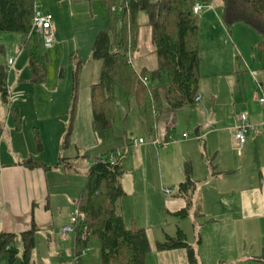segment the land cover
I'll return each mask as SVG.
<instances>
[{
    "label": "crops",
    "instance_id": "0c3cea01",
    "mask_svg": "<svg viewBox=\"0 0 264 264\" xmlns=\"http://www.w3.org/2000/svg\"><path fill=\"white\" fill-rule=\"evenodd\" d=\"M65 1L68 0H39L42 12L53 17L54 42L51 48L45 49L50 53L55 45L63 46L64 43L61 6ZM69 1L76 3L80 0ZM99 1L103 18L105 8ZM216 1L204 2V8L208 11L219 7L222 13V6ZM88 2L92 4L91 0ZM210 13L215 15L210 11L203 15V19H211L213 15ZM105 23L103 19L96 29L91 28L90 41L105 30ZM21 51L19 49L15 62ZM130 56L132 65L133 56ZM258 62L260 76H255V70L248 77L241 75L244 92L238 89V92L231 93L232 102L243 105V111L235 110L236 116L234 113L227 118L224 106L214 105L216 96L212 95L209 102L204 101L198 88L200 101L194 100V106L184 107L176 113L162 101L161 112L150 133L143 109L136 104V111H132L127 106L123 111V121L126 124L131 113L135 112L140 133L147 135L139 136L137 140L143 139L144 142L138 144L136 139L126 137L124 131L123 145L102 149L96 155L92 152L101 149L108 137L110 140L115 134H107L111 128L100 136L92 130L89 86L88 134L73 132L72 142L70 144L69 139L65 149L61 147L64 137H56L51 154H45L47 143L40 131L42 149L29 158L46 168H29L23 164L27 160L23 157L25 155L13 146L11 130L15 124L2 114L0 233L16 235L13 244L19 250L16 262L20 264L19 236L35 227L36 242L30 264H72L76 253L75 235L62 241L58 232L69 223L91 162L104 154L119 151L122 156L119 162L123 170L120 180L123 196L118 201V212L127 228H144L150 246L145 264H188L185 249H156V243L163 242L167 236L174 237L178 230L193 248L198 264H264V129L257 127L255 131H248L239 150L234 138V128L239 124L238 114L246 113L251 125L264 123V104L258 101L264 96V72L260 58ZM255 63L253 60L254 66ZM161 76L153 79L157 82L154 85L145 86L161 88L160 85L165 84L161 82ZM64 104L65 99L58 106L63 108ZM206 104L212 111L208 125L203 124L201 116L203 109L207 112ZM92 141L97 143L92 144ZM154 141L161 144H154ZM70 148L74 152L70 153ZM60 158L65 162L60 163ZM65 164L69 167L66 168ZM186 166L194 187L189 193L191 205L187 214L181 217L178 213L186 208L187 200L178 195V186L186 179ZM4 256L6 254L0 257V262ZM77 264H102L100 242L96 237L87 241Z\"/></svg>",
    "mask_w": 264,
    "mask_h": 264
},
{
    "label": "trees",
    "instance_id": "16d2710c",
    "mask_svg": "<svg viewBox=\"0 0 264 264\" xmlns=\"http://www.w3.org/2000/svg\"><path fill=\"white\" fill-rule=\"evenodd\" d=\"M109 17L108 28L100 31L94 41L92 59L101 61L98 82L90 87L92 108V130L97 136L111 128L115 118L117 98L136 101L144 111L148 132L151 133L162 101L170 111L176 113L184 107L194 106L200 81L199 17L193 13V7L202 0H101ZM214 0H204L211 3ZM222 6V20L227 25L243 23L259 37L257 45L261 69L264 72V0H219ZM35 0H0V32L17 33L23 36L22 48L27 54L29 81L32 85H41L46 79V55L40 50L32 32L33 7ZM204 4V3H203ZM147 15L150 28V40L157 58V68L151 72L146 69L138 73L128 56L138 45L137 14ZM120 24V39L117 38L116 25ZM112 38V39H111ZM0 98L7 102V59L4 46L0 45ZM166 75L162 92L157 88L146 87L142 77L159 78ZM77 105V72L73 76L71 101L69 104L70 122L64 135L62 149L69 143ZM16 130L21 126L20 118L13 111ZM4 132V122L0 110V139ZM38 149H42L40 139L35 138ZM112 153V152H111ZM104 154L91 162L86 181L76 201L78 222L74 235L76 253L85 249L87 241L96 237L100 242L102 264H145L150 251L144 228H127L118 212V201L123 196L120 180L123 170L120 159L116 164L108 162ZM65 162L60 158V163ZM29 168L44 167V164L31 158L23 162ZM68 168L69 164H65ZM185 181L178 186V195L187 200L186 208L178 215L184 217L191 205L189 193L194 187L190 180V171L185 167ZM89 231L86 240H82L84 229ZM36 228L19 236L21 243L20 264H30V256L35 247ZM15 234L0 233V257H8L13 264L19 250L13 246ZM185 249L188 264H198L193 248L187 243L185 235L178 230L174 237L167 236L156 243L158 251Z\"/></svg>",
    "mask_w": 264,
    "mask_h": 264
},
{
    "label": "rangeland",
    "instance_id": "374dc122",
    "mask_svg": "<svg viewBox=\"0 0 264 264\" xmlns=\"http://www.w3.org/2000/svg\"><path fill=\"white\" fill-rule=\"evenodd\" d=\"M91 2L90 5L88 0H80L76 3H71L68 0L62 4L61 14L64 19L62 32L65 35L63 36V46L55 45L53 52L50 53V51L45 50L42 38L39 36L37 39L40 50L47 58L46 79L41 85H32L29 81L27 54L22 48L23 36L17 33L0 32V45L4 46L7 60L16 58L19 49L22 50L20 56L16 59L17 63L15 62L10 69L11 71L8 72L7 86L9 94L7 102H3L0 98V110L3 117H9V122H13V124V111L16 110L21 126L16 130L14 125L11 130V133L14 134L13 146L14 149L25 155L23 156L25 159H28L29 155L37 154L40 151L35 141L36 137L40 139V131L43 140L47 143L45 154H51L50 150L54 149L56 137L63 138L66 134L70 122L68 108L75 72H77V105L70 144L73 132L76 134L81 132V135L83 133L88 134V89L92 83L98 81L101 71V62L92 59L91 56L95 40L94 36L93 41H90L91 28L96 29L102 24L103 19L106 21L104 28L107 29L109 25V17L106 11L103 18L100 16V12L103 15L101 2L99 0H91ZM216 2L220 3L219 0ZM202 3H204V0H202ZM207 9L204 8L199 14L200 93L203 100L207 102H209L212 95L216 96L217 103L215 102L214 105L219 108L224 106L223 110H225L227 118H230L234 113L236 116L235 110L237 112L243 111V105L239 102L233 103L230 99L233 91L238 92V89H240L244 92L241 75L248 77V74L255 70L257 71L255 76H260L259 67L257 66L259 63L257 45L260 37L243 23L225 24L219 7L216 10L211 8L207 11ZM210 11L215 15L210 13L213 15L212 18L204 20L203 15ZM215 11H217V15ZM147 21V15L144 12L137 14L138 45L132 53V66L138 73L142 69L151 72L157 68V58L151 44L150 28ZM115 29L117 38L120 39V24H117ZM253 60L256 62V66H254ZM161 75L163 76V78L161 76V82L166 83V75ZM146 78L148 86L157 83L149 76ZM246 84L248 85V80H246ZM160 87L162 86L160 85ZM158 91L161 93L162 89L159 88ZM64 99L65 104L61 108L58 105H61ZM128 101L117 98L115 119L111 131L107 133L109 135L113 132L115 137H111L110 140L108 137L103 147L93 151L92 155H96V153L102 152V149H108V147L123 145L125 142L124 131L126 137L131 140H137L139 136L147 137L143 132L140 133L138 129L139 124L135 112H132L128 122L124 123L123 111L125 108L127 106L131 107L132 111L137 109L133 98ZM205 109L208 114L204 109L202 110L203 124H207L212 117L210 105L206 104ZM196 118L198 117L196 116ZM86 143H90V141L86 140ZM96 143V141H92V144ZM69 150L70 153L74 152L72 148ZM18 262L15 261L13 264H18ZM0 264H8L7 255L2 257Z\"/></svg>",
    "mask_w": 264,
    "mask_h": 264
},
{
    "label": "built area",
    "instance_id": "2783aa9c",
    "mask_svg": "<svg viewBox=\"0 0 264 264\" xmlns=\"http://www.w3.org/2000/svg\"><path fill=\"white\" fill-rule=\"evenodd\" d=\"M205 7V4L203 3H197L193 7V13L199 14L202 9ZM52 20L53 17L51 14L42 12L39 4V0H35L34 7H33V18H32V32L36 33L38 36L42 38L43 46L45 49L51 48L53 45V33H52ZM15 59L9 58L7 60V71L12 68L14 65ZM128 63H131V56H128ZM141 82L144 85H147V78L142 77ZM200 97H195V102H199ZM260 104H264V96L261 97L259 100ZM239 124L234 128V138L236 142V149L239 150L246 140V134L248 131H255L257 127L264 129V123L260 124L259 126L251 125L248 122V115L246 113H241L238 116ZM138 144L143 143L144 141L142 139L137 140ZM154 144H161L158 141H154ZM121 153L119 151L112 152L108 155V162L113 165L116 164V162L121 158ZM79 214L77 209L73 211L72 215L70 216L69 223L64 225L58 232V236L62 241L68 240L70 235L74 234L75 224L78 222ZM82 240H86L89 236V231L85 228L83 231ZM85 249L82 250L79 254L75 253L73 255L72 264H77L78 259L81 257V255L84 253Z\"/></svg>",
    "mask_w": 264,
    "mask_h": 264
}]
</instances>
